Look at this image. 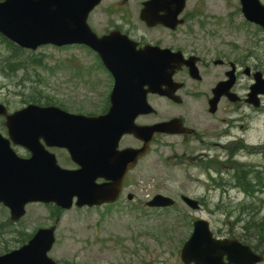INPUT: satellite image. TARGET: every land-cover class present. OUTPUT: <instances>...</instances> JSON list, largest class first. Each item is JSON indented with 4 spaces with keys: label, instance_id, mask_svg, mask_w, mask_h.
I'll return each instance as SVG.
<instances>
[{
    "label": "flooded vegetation",
    "instance_id": "flooded-vegetation-1",
    "mask_svg": "<svg viewBox=\"0 0 264 264\" xmlns=\"http://www.w3.org/2000/svg\"><path fill=\"white\" fill-rule=\"evenodd\" d=\"M218 4L219 0H103L89 15L88 25L108 48L117 50L108 53V61L117 63L114 71L119 75H114L89 46L68 47L86 56L85 86L90 90L83 96L87 107L72 113L139 111L134 121L138 127L169 125L166 133L152 136L149 154L135 168L132 160L123 158V152L145 144L136 134L116 139L111 130L102 132L99 144L86 139V161L95 158L99 166L95 172L100 177L95 184H121L118 200L100 208L134 202V192L139 189L134 171L155 146L159 147L157 160L163 168L184 167L198 172L200 185L192 192L217 194L213 207L229 206L234 194H264V57H235L229 13L236 5L242 15L240 0H225L222 7ZM215 7L220 13L210 11ZM153 18L158 20L152 22ZM138 54L153 64L162 62L163 69L151 75L152 82L143 84L137 98H126L123 105L113 109L110 95L115 76L134 79ZM120 55L125 58H117ZM41 143L60 167L79 168L67 149ZM16 150L24 158L30 155L26 149ZM197 200L203 210L206 201L201 197ZM173 209L175 206L155 211ZM176 222L186 223L183 217ZM221 238L236 239L264 256L263 250L239 238Z\"/></svg>",
    "mask_w": 264,
    "mask_h": 264
},
{
    "label": "water",
    "instance_id": "water-1",
    "mask_svg": "<svg viewBox=\"0 0 264 264\" xmlns=\"http://www.w3.org/2000/svg\"><path fill=\"white\" fill-rule=\"evenodd\" d=\"M102 0H0V34L22 49L35 51L46 45L56 47L87 45L97 52L109 70L115 73L117 63L108 61L111 50L98 39L87 24L90 12ZM162 0H156L159 2ZM246 19L264 29V6L259 0H240ZM183 3L184 0H181ZM147 12V11H145ZM158 20L154 18V21ZM117 58L123 59L124 56ZM122 66H124L122 64ZM163 63H152L138 54L134 61L137 76L122 79L115 76L112 103H119L125 93L140 89L151 75L163 69ZM143 101V100H142ZM113 104V106H114ZM139 113L113 112L104 117H86L70 114L59 107H42L30 104L10 114L0 104V117L5 119L8 138L0 134V204L10 210V220L18 222L25 215L29 203H54L64 210L73 207L100 206L117 199L121 184H111L100 188L94 181L99 178L95 171L99 168L95 158L86 161L83 146L90 139L91 144H99L102 132L117 131L119 137L124 133L137 134L134 119ZM166 124L141 129L146 133L165 132ZM152 136V135H151ZM151 136H145V146L133 152H123V158L138 159L148 151ZM40 140L47 146L66 148L72 160L80 169L68 171L61 169L55 157L48 153ZM11 144L26 148L31 153L29 159L16 155ZM192 209L199 208L196 200L183 197ZM174 201L162 195L155 196L147 203L149 207H170ZM56 226L40 229L20 248L0 256V264H58L48 257L55 242ZM184 264H261L264 257L255 254L249 246L237 240L216 239L204 220L194 222V230L181 250ZM226 258L227 262L224 261Z\"/></svg>",
    "mask_w": 264,
    "mask_h": 264
},
{
    "label": "rangeland",
    "instance_id": "rangeland-1",
    "mask_svg": "<svg viewBox=\"0 0 264 264\" xmlns=\"http://www.w3.org/2000/svg\"><path fill=\"white\" fill-rule=\"evenodd\" d=\"M224 4L225 0H219V7ZM209 9L220 13L218 7ZM229 21L235 57H264V33L247 24L236 5L229 13ZM86 63V56L77 49L43 47L36 52L16 51L0 39V103L10 112L25 108L34 99L41 105L49 101L71 113L87 107L83 98L90 92L85 86ZM3 123L0 118V132L6 136ZM157 154L159 147L155 146L152 155L134 171L139 189L134 192L133 203L112 208L74 207L61 212L53 205H29L22 221L0 237V250L5 245L11 250L17 248L19 233L32 235L39 228L54 225L59 217L56 242L49 254L54 260L72 264H182L180 250L192 233L193 220L208 221L218 237L243 239L241 228L246 221L253 220L251 216L264 219V194L256 199L234 194L231 207L219 210L212 206L217 194L192 192L200 185L196 170L163 168ZM158 194L174 199L175 209L165 213L148 209L145 203ZM182 196L201 197L206 205L200 212L191 211L182 203ZM244 201L254 210L249 216L241 211ZM180 217L185 218L184 225L176 224ZM8 220L9 211L0 205V224ZM246 243L264 251V242L251 237Z\"/></svg>",
    "mask_w": 264,
    "mask_h": 264
},
{
    "label": "trees",
    "instance_id": "trees-1",
    "mask_svg": "<svg viewBox=\"0 0 264 264\" xmlns=\"http://www.w3.org/2000/svg\"><path fill=\"white\" fill-rule=\"evenodd\" d=\"M0 39L7 43V45L11 48H13L16 51H19L18 48H16V46L14 47L13 44H11L9 41H7L5 38H3L2 36H0ZM17 70L21 69V66H16L14 67ZM31 103L33 104H39V102L37 100H33ZM45 105H53L52 103H50L49 101H46ZM250 197L253 196L252 193L248 194ZM252 205V204H251ZM250 206V205H249ZM249 206L244 205L241 209L242 213H246L247 216L250 215L251 212H253L254 210L251 209ZM251 218L253 220L250 221H246L245 225L241 228V230L244 232V235H241L243 240L246 242L247 240H250L251 237L254 239H256L257 242H264V219L263 220H256L254 219L253 216H251ZM12 226L11 223H9L8 221L0 224V237L2 238V236L5 234V231ZM251 233V234H250ZM20 239L17 240V242H19L20 245L26 243L32 235L29 234H25V233H19ZM258 247V246H256ZM11 248H9V245H5V247L3 249H1L0 254L1 253H5L10 251Z\"/></svg>",
    "mask_w": 264,
    "mask_h": 264
}]
</instances>
